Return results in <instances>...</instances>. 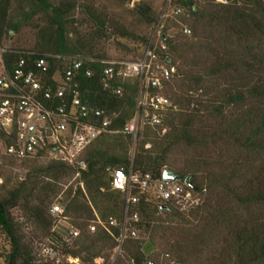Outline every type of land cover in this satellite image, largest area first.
<instances>
[{
    "label": "trees",
    "instance_id": "trees-1",
    "mask_svg": "<svg viewBox=\"0 0 264 264\" xmlns=\"http://www.w3.org/2000/svg\"><path fill=\"white\" fill-rule=\"evenodd\" d=\"M12 1L0 0V42L3 46L7 45L5 40H12L29 22L30 25L42 22V25H36V50L5 46L13 52L4 55L5 62H14L19 53L30 50L40 55L96 59L89 63L92 76L81 74L74 85L84 102L105 109L112 119L109 126L112 133L100 135L84 150L86 169L79 171L77 185L67 189L65 199L57 200L63 207L60 217L72 219L75 227H71L78 230L79 235L62 242L53 230L49 236L57 238L63 249L55 246L63 254L78 258L80 264H95L98 258L108 259L121 234L124 214V195L111 189L110 171L122 168L128 172L131 169L161 180L163 170L168 169L177 174L179 183L194 194L204 193L206 196L207 187L212 188L211 197L199 200L195 207L184 212L170 201H156L151 192L141 195L138 203L131 207L140 218L134 226L137 228L144 221L143 227L149 234L146 243L132 246L135 251L133 264H145L146 259H151L144 255L155 250L154 239H163L166 232L177 235L175 227L159 225V222L167 223L161 222L160 216L164 215L171 223L174 220L182 223L191 214L200 222L188 231L182 229L180 233L178 230V236H182L175 243L179 253V261L175 264L185 262L183 257L188 247L183 246V239L190 240L196 250V242L210 243L220 230L224 232L216 241H220L222 247L213 250L209 261L264 264V0H223L226 3L168 0L169 7L182 10V14L176 17L189 21L190 27L186 25L192 34L182 33L184 37L181 38L169 36L167 28L162 25L166 38L161 40L165 49L157 47V54L160 62L174 68L162 90L171 108L163 112L162 126H144L136 141L122 132L135 111L136 84L131 80L112 82V88L122 87L121 96L112 95L111 89L104 87L101 61L110 58L93 53L94 38L86 42L70 37L68 26L76 6L65 2L54 4L53 0H15L17 8L13 11ZM132 12L152 29L159 22L147 4L135 5ZM91 20L98 26L97 33L105 36L104 21L98 16ZM72 32L77 34L76 29ZM116 34L143 45L138 58L129 60L140 59L150 42L149 38L124 30L116 31ZM48 62L51 80L55 72L61 73V67L53 57L48 58ZM178 79L180 81L176 82ZM50 84L55 86L53 81ZM220 144L222 149L217 154L218 159L211 164L208 160L211 157H208L205 164L209 169L205 183H200L196 176L202 168L198 165L202 164L201 161L188 160L181 172L167 167L170 152L179 145L206 150ZM9 159V162L20 161ZM36 160H21L24 167H29V172L11 184L0 198V231L5 245L0 259L5 264H36V250L23 242L12 211L34 196L38 203L30 217L35 224L44 226L48 234L52 224L44 215H49V211H44V200L34 193L41 187V195L49 198L55 195L51 187H55L59 179L75 177L77 173L72 166L61 161L39 163ZM186 179H189L190 186L185 185ZM96 217L105 222V228L97 225L91 232L89 226ZM109 217L116 220V225L107 222ZM128 239L133 238L124 239L121 247Z\"/></svg>",
    "mask_w": 264,
    "mask_h": 264
},
{
    "label": "built area",
    "instance_id": "built-area-1",
    "mask_svg": "<svg viewBox=\"0 0 264 264\" xmlns=\"http://www.w3.org/2000/svg\"><path fill=\"white\" fill-rule=\"evenodd\" d=\"M218 2L226 3L223 0ZM182 14L180 8L171 11V16ZM160 21V20H159ZM190 29L183 27L182 33L190 35ZM156 38V39H155ZM155 39V40H154ZM162 24L158 23L148 46L138 60H102V81L112 95L121 96L122 87L112 88V82L132 81L136 84V105L133 117L123 128V133L136 141L144 126L159 127L163 124V112L171 108L169 99L162 94L165 83L173 75L174 68L160 62L157 47L165 49ZM155 41V42H154ZM13 53L0 42V145L1 154L17 160H28L49 156L50 160L69 164L77 173L86 169L83 153L100 135L112 133L109 130L111 115L105 109L93 107L80 98L75 81L81 75L92 76L89 63L96 59L81 56H49L34 51L19 53L16 61L5 62L4 55ZM53 57L60 64V71L52 79L48 77V58ZM54 82V87L50 84ZM163 132L165 129L163 128ZM111 189L124 195V214L121 234L116 239L114 252H119L124 239L137 236L139 215L131 207L137 204L141 195L151 192L156 201L174 203L181 211L188 212L199 203L197 194L184 188L179 181L155 180L149 173L126 172L124 169L110 171ZM2 180L0 179V184ZM189 179L185 180L188 185ZM82 188V183H79ZM135 191V193H134ZM62 203L57 202L49 209V215L60 217ZM116 225L112 217L107 219ZM105 222L98 217L89 226L93 232ZM133 225V226H132ZM66 238L72 240L79 235L78 230L70 227ZM65 238V239H66ZM168 256V255H166ZM36 264H80L78 258L62 253L54 244L40 243L35 253ZM95 264H103L98 258ZM0 264H5L0 262ZM145 264H154L146 259ZM167 264H175L168 261Z\"/></svg>",
    "mask_w": 264,
    "mask_h": 264
},
{
    "label": "rangeland",
    "instance_id": "rangeland-1",
    "mask_svg": "<svg viewBox=\"0 0 264 264\" xmlns=\"http://www.w3.org/2000/svg\"><path fill=\"white\" fill-rule=\"evenodd\" d=\"M61 2L72 3L76 6L72 16L70 17L71 23L68 26L70 37L73 40L78 39L84 40L86 42H90L91 38H94L92 41L93 53L95 55H102L105 58L110 59H136L141 54L144 48L143 45L137 41H132L128 38H120L116 34V31L124 30L129 33H133L134 35L149 38V40L152 37L154 28L152 29V26L146 25L132 12L134 6L137 4L144 3L149 5L153 9V13L155 17H157V20H160L158 23L162 24L163 28H167L166 34H168L169 36L175 35V37L179 38L184 37L181 29H183V27H190V23L187 19L184 18L181 20L180 17L171 16L173 7H169L168 0H131L128 2H121L119 0H53L54 4H59ZM16 8L17 4L15 3V0H13L12 10L14 11L16 10ZM95 16L100 17L104 21L105 36H100V33H97L98 26L94 25L91 22L92 17ZM37 24L42 25V22H39ZM37 24L36 22H33L30 25L29 22L27 26L22 28L17 34L12 37V40H5L7 42V45L5 46L36 50V44L38 40L36 36V30H38V28H36ZM73 29H76L77 34L72 32ZM190 34H192V32H190ZM179 81V79L176 80V82ZM1 148L2 146L0 145V179L2 180V183L0 184V198L5 195L7 188H9L11 184H15L18 180L23 179L25 177V174L29 172V167L26 165L24 167V162H16L14 160V162H9V157L1 154ZM220 149H222L221 144L216 147H207L206 150L204 148H190L185 145H179L170 152L167 167H169V169H172L173 171L181 172L180 169L183 168L186 163L188 164V160L196 159L198 160V162L201 161L202 164L198 165L202 166V168H199L200 172H198L196 176L198 177L200 183H205V180L207 178L206 173L209 170L208 167L205 166L207 159L208 157H211L208 160L209 163L212 164L214 162V159H218L219 156L217 154L221 152ZM232 156H236V154ZM32 159H37V162L42 163L50 160L51 158L49 156H42L39 158H30L27 161H30ZM47 181L48 180H46V182ZM51 183L53 185V182ZM72 185L74 187L77 185V179H75L74 176L70 178L59 179L56 183V186L51 187L52 189H54L55 195L49 196V198H47V196L44 197L43 195H41V187L37 189L34 194L35 196H38L40 197V199L44 200V211H49L52 205L57 203L58 199H65L66 191ZM42 186H44V184H42ZM207 188L208 191H206V196H204V193L197 194V197L200 201H204L205 198L207 200L211 197L210 194L212 193V188ZM215 190L217 191V189ZM36 203L38 202L35 200V197L30 196V200H28V202L18 205V207L12 211L14 220L21 229L20 236L22 237L23 242L29 247L31 244V247L34 250H37V247L40 243L49 244L50 241H52L51 243L57 245L62 250L63 248L61 244L58 243V239L53 235L49 236V233L54 230L58 233V236L62 238L63 242L66 238L65 233L67 232V230L71 226L75 227V225L72 224V219L64 220L61 217H52L46 213L44 215L45 219L50 220L52 224V228L48 231V234H46L47 230L44 228V226L37 222L35 224L30 217V215L32 214V209ZM160 217L162 218L161 222L166 221L167 223L161 224L159 222V225H161V227H166L167 225L175 227L177 235L166 232V237H164L163 239H154L153 242L155 250L152 253L144 256L150 257L151 260L157 264H165V262L170 260L178 262L179 253L176 252L175 243L177 240L180 241L179 238H181L182 236H178V232L180 231V233H182V229H186V231H188L190 227L194 228L200 221L198 220V218H195L193 214H191L189 218L182 223L180 220H174L171 223L170 220H167V218L164 217V215ZM143 223L144 221H142V224L139 225L140 227H137L138 231L135 238L126 240L124 246L121 247V250H119V252L117 250V253L112 251L108 259L102 258V263L133 264V259H135V251L133 250L134 248L132 246H136V244L141 242L146 243L149 234L145 231ZM218 232L219 233L217 234V236L213 237L210 243H208L207 241H204L203 244L196 242V250L193 249V245L190 244V240L188 241L186 239L188 241L187 242L185 239H183V246H186L185 249H187L188 247V250H186L183 257L185 262L181 264H217L209 260H211L210 258L213 255V250H219L222 247L220 241L216 240L221 235V233L223 234L224 231L220 230ZM49 238H54V240H50ZM3 239V234L0 231V254L4 252L3 246L5 245ZM66 240L70 241L67 238ZM128 244L130 248L128 247ZM127 248H129L130 250H127ZM128 251L130 253H128ZM0 262L3 261L0 259Z\"/></svg>",
    "mask_w": 264,
    "mask_h": 264
},
{
    "label": "water",
    "instance_id": "water-1",
    "mask_svg": "<svg viewBox=\"0 0 264 264\" xmlns=\"http://www.w3.org/2000/svg\"><path fill=\"white\" fill-rule=\"evenodd\" d=\"M162 179L171 180V181H179L180 177L177 174L169 171L168 169H164L162 172ZM188 185H190V184H188ZM136 264H138V263H136Z\"/></svg>",
    "mask_w": 264,
    "mask_h": 264
},
{
    "label": "clouds",
    "instance_id": "clouds-1",
    "mask_svg": "<svg viewBox=\"0 0 264 264\" xmlns=\"http://www.w3.org/2000/svg\"><path fill=\"white\" fill-rule=\"evenodd\" d=\"M165 36V35H164ZM165 38H166V36H165Z\"/></svg>",
    "mask_w": 264,
    "mask_h": 264
}]
</instances>
